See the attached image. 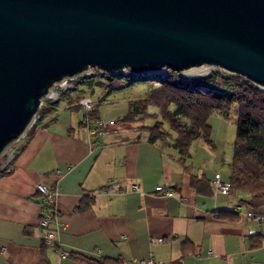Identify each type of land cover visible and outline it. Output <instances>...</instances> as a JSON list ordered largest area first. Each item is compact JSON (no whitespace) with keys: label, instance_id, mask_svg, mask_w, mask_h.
<instances>
[{"label":"crops","instance_id":"crops-1","mask_svg":"<svg viewBox=\"0 0 264 264\" xmlns=\"http://www.w3.org/2000/svg\"><path fill=\"white\" fill-rule=\"evenodd\" d=\"M53 101L58 103L26 130L14 156L0 166V264H91L86 259L126 264L150 253L163 264H245L247 258L264 264V226L247 216L250 207L240 201L247 196L204 194L193 186L195 175L209 179L214 189L218 172L212 176L193 161L197 150L186 170L174 147L150 142L149 132L143 135L138 128L91 139L76 98L67 93ZM99 109L101 119L114 120L104 119ZM199 148L218 159L217 149ZM38 183L55 195L59 222L51 242L40 226L45 211ZM134 183L139 190L132 189ZM158 184L173 195L156 194ZM89 198V209L78 211ZM152 237L165 240L152 243ZM256 242L261 244L254 247Z\"/></svg>","mask_w":264,"mask_h":264},{"label":"water","instance_id":"water-1","mask_svg":"<svg viewBox=\"0 0 264 264\" xmlns=\"http://www.w3.org/2000/svg\"><path fill=\"white\" fill-rule=\"evenodd\" d=\"M202 65L264 89V0H0V154L64 77Z\"/></svg>","mask_w":264,"mask_h":264},{"label":"trees","instance_id":"trees-1","mask_svg":"<svg viewBox=\"0 0 264 264\" xmlns=\"http://www.w3.org/2000/svg\"><path fill=\"white\" fill-rule=\"evenodd\" d=\"M124 77L130 82L149 80L153 87L146 97L131 100L126 115L116 120L130 123L145 121L149 117L155 118L154 124L141 125L138 129H147L148 140L154 144H161V146L171 144L179 153V161L186 170L193 167L191 163H187L192 156L193 143L203 139L212 144L211 116L218 113L228 118L232 107L235 106L238 112L237 133L233 159L229 164L231 182L229 194L246 195L247 197H242L240 201L250 207V210L264 209V89L245 77L233 73L212 72L201 77L186 78L177 71L168 70L165 73L150 72L142 77H136L129 72ZM113 80L114 75L109 73L88 78L82 83H91V89L94 85L102 88L103 85L108 84L105 86L106 91L111 92L115 88L109 85L112 84L109 81ZM67 93L68 91H64L62 96ZM82 96L84 95L80 93L76 98L75 108H82L79 105ZM57 103L53 100L44 101L37 113V122ZM97 103L100 106V102ZM151 107H155L157 112L151 113ZM99 112L100 109L92 115L99 117ZM87 115L88 113L84 111V117ZM166 122L169 129L165 126ZM83 124L86 126L84 121ZM171 138L173 142H170ZM11 173V170L1 171V174ZM192 184L200 193H214L211 182L206 177L199 178L194 175ZM91 203L90 198L84 199L78 206V211L83 212L89 209ZM46 210L51 208L48 207ZM52 210L54 212L53 208ZM221 211L222 213L231 212ZM260 244L261 242H256L253 246L257 247ZM68 256L86 259L77 253H69ZM86 260H89L91 264H125L120 259Z\"/></svg>","mask_w":264,"mask_h":264},{"label":"rangeland","instance_id":"rangeland-1","mask_svg":"<svg viewBox=\"0 0 264 264\" xmlns=\"http://www.w3.org/2000/svg\"><path fill=\"white\" fill-rule=\"evenodd\" d=\"M168 70L160 71L162 73H165ZM158 72V73H160ZM212 72H219V73H228L226 71H223L217 67L208 66L206 71H204L200 75H186L183 72L179 73L182 77L191 78V77H201L203 75L211 74ZM129 72H118L114 74V80L109 81L115 89H113L111 92L106 91L107 88L103 85V87H99L98 85H94L91 89V83H81L76 85L78 87L75 88H68L64 91H68V94H72L75 98H77L80 93L81 94H88L92 96L93 100L100 102L101 107V115L104 119L115 117L114 119H118L128 112L129 109V102L134 99H138L141 97H146L149 93V91L152 89V83L149 80H137L134 82H130L126 77ZM124 77V78H122ZM98 80V79H97ZM221 80H218V83L220 84ZM104 88V89H103ZM60 88L57 84H54L51 88L50 92L46 97H44V101H52L60 99L63 95H60L58 97V91ZM58 97V98H57ZM57 98V99H56ZM62 103V100L61 102ZM81 112L79 115L81 116L84 113V110H80ZM151 113H156L157 109L155 107L150 108ZM237 118H238V112L237 108L235 106L232 107L230 116L228 118L223 117L222 115L218 113H214L210 118V124L212 126V135L211 140L212 144H209L203 139H200L193 143L192 145V158L193 154L196 152L200 153L197 157L193 158V161L195 159L198 161L199 164L202 165V167L207 171L211 172L212 176H214L215 172H221L223 175V178L225 180H229L230 178V168L229 164L233 159L234 154V146H235V140H236V133H237ZM37 122V118L33 119L32 123L28 126L26 130L31 128L34 123ZM155 122V118L149 117L145 119V121L141 122H130L128 124L120 123L118 124V128L121 129V131L131 130L134 132L135 128H139L141 125H152ZM128 125V126H127ZM166 128L169 129V125L166 122L165 123ZM140 131L135 132L136 135H139ZM173 133V136H175V133ZM148 130L143 129V135H147ZM16 142H12L9 146L6 147V149L0 154V164L1 166H5L10 161V158L12 157V153L14 152V149L16 148ZM170 142H173V138L170 139ZM167 144V143H165ZM168 146L164 147H172V145L167 144ZM198 147V148H196ZM199 147H210L212 149H217L216 153L218 155V159L216 160L213 154H211L209 157L208 155L204 154V150H201ZM212 149H209V151ZM17 151V150H16ZM210 151V152H211ZM16 153V152H15ZM191 161V160H190ZM192 162V161H191ZM202 169V170H204ZM204 170V171H205ZM201 171V170H198ZM244 197V196H242ZM235 199V198H234ZM246 209L243 210L245 212ZM246 213V212H245ZM249 259H245V264H255L256 260L254 259L253 262L248 263ZM227 263V262H226Z\"/></svg>","mask_w":264,"mask_h":264},{"label":"built area","instance_id":"built-area-1","mask_svg":"<svg viewBox=\"0 0 264 264\" xmlns=\"http://www.w3.org/2000/svg\"><path fill=\"white\" fill-rule=\"evenodd\" d=\"M125 71L129 72V70H125ZM156 72H160V71H156ZM100 74H109V73L99 68H89L79 74L64 77L59 82L55 83L60 88V90L58 91V97L62 95L65 89L76 88V85L81 84L86 79L92 78L94 76H98ZM79 105L82 107V109L86 113H88V115L84 117L83 121L84 123H86V127H88L89 136L91 139L95 140V139H98L99 136L108 135V134L115 133L118 131L119 129L118 124L122 122H118L116 119L106 121V120L101 119L100 117H95L92 115L94 112L98 111L99 109L98 103L95 100H93L92 96L90 95L82 96L79 100ZM34 118L38 119L37 114ZM135 130H137V128H135ZM24 134L22 136H24ZM16 150L17 149H14V152L11 155L12 157L14 156ZM213 186H214L215 193L229 194L230 188H231V182L230 180H225L222 174L220 172H217L213 178ZM113 187L118 192H121V193L124 192V189L121 187L119 183H114ZM37 189H38V192L42 195L41 208L44 209V211L48 207L51 208V210L45 211L40 221V226L46 231V234H45L46 241L51 242L54 237V228L52 227L54 224H57L59 222L58 215L56 213L54 214L52 210V208L54 207L55 195L53 191H51V189L43 183H38ZM132 189L139 190L140 186L134 183L132 184ZM106 190H107L106 188L103 189V191H106ZM154 191L156 194L162 195V196H172L173 195V190L170 188H166L162 184L156 185L154 188ZM247 216L253 221H255L258 225L264 226V211L250 210L247 212ZM164 240L165 239L163 237H152L151 238L152 243H162L164 242ZM62 256L66 257L67 255L62 253ZM126 264H163V262L157 261L154 255L150 253L149 256L145 259H132V260L127 261Z\"/></svg>","mask_w":264,"mask_h":264},{"label":"bare ground","instance_id":"bare-ground-1","mask_svg":"<svg viewBox=\"0 0 264 264\" xmlns=\"http://www.w3.org/2000/svg\"><path fill=\"white\" fill-rule=\"evenodd\" d=\"M207 68L208 65L196 66L185 70L183 73L186 75H200L206 71Z\"/></svg>","mask_w":264,"mask_h":264}]
</instances>
